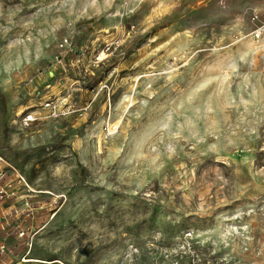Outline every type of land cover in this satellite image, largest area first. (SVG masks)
<instances>
[{
	"label": "rangeland",
	"instance_id": "obj_1",
	"mask_svg": "<svg viewBox=\"0 0 264 264\" xmlns=\"http://www.w3.org/2000/svg\"><path fill=\"white\" fill-rule=\"evenodd\" d=\"M0 159L6 264H264V0H0Z\"/></svg>",
	"mask_w": 264,
	"mask_h": 264
},
{
	"label": "built area",
	"instance_id": "obj_2",
	"mask_svg": "<svg viewBox=\"0 0 264 264\" xmlns=\"http://www.w3.org/2000/svg\"><path fill=\"white\" fill-rule=\"evenodd\" d=\"M260 36V31H257L255 34H254V38H258ZM68 45V39L65 38L63 40V42L60 44V46H64V45ZM44 108H49L50 110V114L51 115H56V106L53 102H51L50 100H45L44 104H43ZM24 121L27 123V121H31V116H27ZM1 160V159H0ZM5 173L4 172H0V180L4 177ZM20 176V175H19ZM19 183H24V180L23 178L20 176V180H19ZM10 197V194L7 193V189H6V185L4 183H1L0 184V206L4 205V203L7 201V199ZM17 199L21 200V196L18 195L16 196ZM22 205H25V202H23ZM21 206V204H20ZM16 216L18 215H21L23 214V210H21L20 212H16L15 213ZM26 215H28L26 213ZM13 230L14 232L17 233V235L19 237H22L25 235V229L18 223L16 224L14 227H13ZM12 230L10 228H8V222L7 221H4L3 219H0V234H4V235H8ZM7 251H8V246L6 243L4 242H1L0 243V264H4L5 262V259L8 258V254H7ZM27 259H25V255L22 256L18 261L16 262H13L11 264H24ZM3 262V263H1Z\"/></svg>",
	"mask_w": 264,
	"mask_h": 264
},
{
	"label": "crops",
	"instance_id": "obj_3",
	"mask_svg": "<svg viewBox=\"0 0 264 264\" xmlns=\"http://www.w3.org/2000/svg\"><path fill=\"white\" fill-rule=\"evenodd\" d=\"M6 259H7V258H6ZM6 259H5V260H6ZM6 261H7V260H6ZM4 262H5V261H4ZM1 263H3V262H1ZM4 264H6V263H4Z\"/></svg>",
	"mask_w": 264,
	"mask_h": 264
}]
</instances>
